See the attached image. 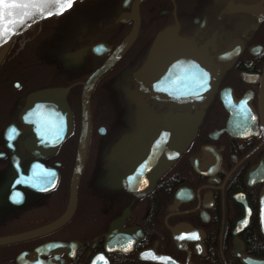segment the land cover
Here are the masks:
<instances>
[{
    "label": "flooded vegetation",
    "instance_id": "af4514ba",
    "mask_svg": "<svg viewBox=\"0 0 264 264\" xmlns=\"http://www.w3.org/2000/svg\"><path fill=\"white\" fill-rule=\"evenodd\" d=\"M101 1L80 0L61 16L42 22L28 32L23 47L54 32L75 44L105 43L111 50L95 60L97 68L137 18L135 40L97 82L121 67L116 84L105 79L102 85L123 96L120 102L112 96L119 109L128 100L143 117L108 134L105 124L93 123L91 114L74 208L62 224L53 225L69 209L80 113L74 118L72 112L71 133L41 159L24 146L33 128L21 124L18 113L31 91L67 86L68 105L79 111L82 82L95 68L85 63L90 54L84 44V49L74 50L84 51L80 57L88 73L83 80L67 82L62 73L59 81L32 87L20 69L34 62L27 51H17L18 39L0 48V238L24 234L0 244V264H264V143L257 117L264 0H139L134 17V0ZM238 4L250 9L240 10ZM94 7L97 14L85 18L84 12ZM111 28L122 32L115 35ZM164 31L168 35L163 39H184L206 51L214 70L202 80L207 84L204 98H152L133 77ZM20 55L26 60L20 62ZM95 95L94 88L90 113ZM167 112H201L194 137L152 185L142 176L127 188L123 178L128 166L117 160V144L123 139V145L134 149L139 137L147 145L152 134L163 130ZM93 137L101 139V165L90 166Z\"/></svg>",
    "mask_w": 264,
    "mask_h": 264
},
{
    "label": "water",
    "instance_id": "95a60500",
    "mask_svg": "<svg viewBox=\"0 0 264 264\" xmlns=\"http://www.w3.org/2000/svg\"><path fill=\"white\" fill-rule=\"evenodd\" d=\"M78 1L80 0H72L71 6H69L66 0H21L23 6L15 7L11 6L10 2H6L2 6L3 21L0 22V48L43 21L61 16ZM138 3L139 0H134L132 3V17L135 15ZM235 7L240 10L250 9V7L240 4ZM127 18L129 17H125V19ZM120 20H124V17L121 16ZM10 21L11 23H9ZM137 30L136 18L130 32L111 51L107 59L82 82L80 132L70 183L69 209L63 218L53 225L62 224L70 215L76 202L75 191L79 175L85 163L90 138V96L93 86L131 46L135 40ZM167 35V32L164 31L153 42L148 50L145 62L136 70L133 77L152 98L162 100H181L184 98L192 102L196 100L195 96L197 95H200V99L204 98L207 84L202 80H206L208 74L214 70H212L206 56V51L204 52L192 42L184 39H163ZM110 50L111 47L105 43H96L90 48L94 55H104ZM197 80L199 85L195 84ZM69 89L70 86L47 87L27 94L25 103L18 113V120L21 124L33 128L32 133L23 142L33 158L41 159L50 156L56 151L61 141L71 133L73 125L72 112L66 99ZM257 108V117L264 143V60L260 74ZM201 117V112L194 115L167 112L162 118L163 130L152 134L147 145L137 137L138 142L135 148L130 149L123 145V139H121L117 144V146L121 145V150L116 155L121 157V159H117L118 161L128 166L126 175L123 178L127 188L133 187L134 182L142 176H147L151 180L150 185H152L192 140ZM14 159V165L20 174L18 159L16 157ZM14 182H17V180ZM15 186L16 184H13V187ZM260 224L264 234V211ZM22 236L24 234L0 238V244L19 240V238H23Z\"/></svg>",
    "mask_w": 264,
    "mask_h": 264
},
{
    "label": "rangeland",
    "instance_id": "374dc122",
    "mask_svg": "<svg viewBox=\"0 0 264 264\" xmlns=\"http://www.w3.org/2000/svg\"><path fill=\"white\" fill-rule=\"evenodd\" d=\"M105 1L106 0H102L101 2L103 3ZM96 14L97 7H94L93 9L90 8L88 11L84 12L85 18H92ZM47 24L55 25L56 22L49 21L47 22ZM39 25L31 30L39 29ZM110 30L114 32L115 35L122 32V30L118 28H111ZM28 34L30 33L27 32V34L25 33L24 35L17 38V51L19 50L20 54H24V52L27 51V53L31 56V58L28 59L29 62H34V64L32 63L33 65L25 66L24 69H20V72L25 74V81H27L26 85H30L32 87H42L43 85L45 86L50 82L59 81L61 80V77H64L66 75L68 77L66 79L67 82L68 80H75V78L77 79V81L83 80L85 78L88 73V69L84 67V65H82L84 63L81 61L80 57V55H82L84 51H74L75 48L72 44L73 39L66 41L64 39L65 34H62L61 32L42 34L38 38L39 41H37L36 44H32L27 49V47H23V44L27 40L26 38H28ZM77 49L78 48H76V50ZM18 58L21 60L20 62H23L27 57L20 55ZM120 68L121 67H119L118 69ZM118 69L110 73L106 78L101 79L97 82L95 87L96 98L94 101H92L91 104L93 123L95 125L100 123L105 124L104 126L107 127L108 134H117L119 130L118 126H122L124 125V123L125 125L133 126L136 122L135 118L143 117L138 113L140 112L139 109L138 111L132 109L133 107L128 103V100H126L127 105L123 107L124 105L122 104V108L120 107L121 109H119L118 105L114 104V99L112 96H116L115 102H120L123 100L125 101V99L122 98L123 96L121 95L122 97H118V93H110V88L102 85V82L105 79L116 84L117 78L120 77ZM62 73L64 74V76ZM74 89H76V87ZM0 90H2L3 93L4 89L1 88ZM72 112L74 118H77L79 113L77 106H74L72 108ZM125 117H127L128 120H123ZM100 135H102V133ZM92 140L93 142L89 147V157L87 165H101L98 160V156L102 149L101 143H99V141L101 142V139L93 137Z\"/></svg>",
    "mask_w": 264,
    "mask_h": 264
},
{
    "label": "bare ground",
    "instance_id": "6f19581e",
    "mask_svg": "<svg viewBox=\"0 0 264 264\" xmlns=\"http://www.w3.org/2000/svg\"><path fill=\"white\" fill-rule=\"evenodd\" d=\"M74 40H72V44H73V47L74 48H78V49H84L85 47H84V44H86L85 46H87V48L89 49V51H90V48H91V46L93 45L92 44V42H91V40H87L86 41V43H83V42H80L78 39H77V42H80V43H77V44H75V42H73ZM88 51V53L90 54V55H86L85 56V63H87V64H89V65H92L91 67H92V69H94L95 67L93 66V63L95 62V60H98L99 59V57H101V56H104V55H99V56H91V55H94L91 51L89 52ZM106 55V54H105ZM96 69V68H95ZM94 69V70H95ZM93 70V71H94ZM92 71V72H93ZM97 82V81H96ZM96 84V83H95ZM96 86L94 85L93 86V89L95 88ZM93 91V90H92Z\"/></svg>",
    "mask_w": 264,
    "mask_h": 264
},
{
    "label": "snow or ice",
    "instance_id": "6c2138e0",
    "mask_svg": "<svg viewBox=\"0 0 264 264\" xmlns=\"http://www.w3.org/2000/svg\"><path fill=\"white\" fill-rule=\"evenodd\" d=\"M6 2H10L11 6H23L21 4V0H0V22L3 21V11H2V6L5 5ZM69 6H71L72 0H66ZM11 23V21L9 22ZM23 23V21H21Z\"/></svg>",
    "mask_w": 264,
    "mask_h": 264
}]
</instances>
